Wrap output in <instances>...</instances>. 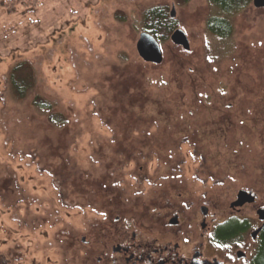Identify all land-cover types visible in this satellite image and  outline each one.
Here are the masks:
<instances>
[{"label": "rangeland", "instance_id": "obj_1", "mask_svg": "<svg viewBox=\"0 0 264 264\" xmlns=\"http://www.w3.org/2000/svg\"><path fill=\"white\" fill-rule=\"evenodd\" d=\"M36 1L0 7V264H94L97 239L79 241L109 191L129 214L174 192L229 209L247 189L264 205V6ZM153 8L175 22L160 65L137 52ZM215 16L228 38L209 31Z\"/></svg>", "mask_w": 264, "mask_h": 264}, {"label": "flooded vegetation", "instance_id": "obj_2", "mask_svg": "<svg viewBox=\"0 0 264 264\" xmlns=\"http://www.w3.org/2000/svg\"><path fill=\"white\" fill-rule=\"evenodd\" d=\"M107 193L109 213L98 216L93 239L79 241L86 249L97 239L94 264H262L264 205L250 190L238 191L229 209L219 208V197L208 205L188 193L176 199L174 192L132 214L117 204L118 192Z\"/></svg>", "mask_w": 264, "mask_h": 264}, {"label": "trees", "instance_id": "obj_3", "mask_svg": "<svg viewBox=\"0 0 264 264\" xmlns=\"http://www.w3.org/2000/svg\"><path fill=\"white\" fill-rule=\"evenodd\" d=\"M254 0H210L212 5L218 7L221 12L226 15H234L241 10L248 7ZM37 5L36 0H9L1 1L0 7H5L9 13H14L20 7H34ZM208 29L213 34L220 38H228L233 33V26L229 20L222 16L212 17L208 22ZM175 30V22L169 17L167 11L162 8H153L145 13V31L152 34L158 41L166 40ZM174 35V34H173ZM172 35V37H173ZM21 67L14 69V88L16 94L19 98L27 97L28 91L26 88L21 87L23 81H19L17 78V73ZM20 82V85L18 84ZM25 81V80H24ZM30 86H32L30 82ZM38 101H34L36 107H50V104L47 102H40V105H37ZM262 264H264V252L262 257Z\"/></svg>", "mask_w": 264, "mask_h": 264}, {"label": "water", "instance_id": "obj_4", "mask_svg": "<svg viewBox=\"0 0 264 264\" xmlns=\"http://www.w3.org/2000/svg\"><path fill=\"white\" fill-rule=\"evenodd\" d=\"M258 6H264V0H255ZM175 16V12L171 13ZM180 42L179 39L175 43ZM137 52L139 57L148 64L160 65L163 63V51L161 43L150 33L143 32L137 42Z\"/></svg>", "mask_w": 264, "mask_h": 264}]
</instances>
